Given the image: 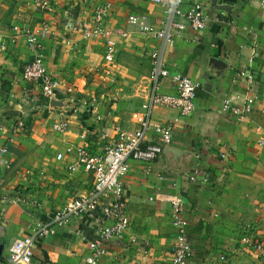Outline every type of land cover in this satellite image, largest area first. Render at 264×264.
Masks as SVG:
<instances>
[{"label":"crops","instance_id":"1","mask_svg":"<svg viewBox=\"0 0 264 264\" xmlns=\"http://www.w3.org/2000/svg\"><path fill=\"white\" fill-rule=\"evenodd\" d=\"M98 1L110 3L107 27L116 52L108 61L102 39L84 38L79 30L91 16L88 2L50 0L51 10L40 12L31 0H0V264H7L14 238L33 234L67 201L89 191L90 174L68 169L73 157L64 148H98L105 140L101 124L109 132L114 123L137 126L153 52L170 74L199 83L195 107L186 116L152 108L151 123L175 119L167 146L173 151L165 147L150 162L128 161L122 182L129 224L121 237L103 241L101 264H167L176 240L170 218L175 197L188 221L193 262L264 264V6L259 0H185L184 6L202 4L206 26L198 32L186 28L169 44L126 26L127 15L138 13L160 27L165 14L158 0ZM43 22L50 31L41 41L43 62L61 84L51 99L21 75L33 56L25 36L9 39L14 26L36 29ZM172 88L163 78L160 90ZM249 97L252 107L241 117L223 109L225 99L243 106ZM146 139H156L151 129ZM57 152H63L61 160ZM193 170L198 173L191 180ZM108 223L96 209L54 225L53 232L36 236L30 264H84L87 242Z\"/></svg>","mask_w":264,"mask_h":264},{"label":"built area","instance_id":"2","mask_svg":"<svg viewBox=\"0 0 264 264\" xmlns=\"http://www.w3.org/2000/svg\"><path fill=\"white\" fill-rule=\"evenodd\" d=\"M79 1L88 2L91 6L90 18L80 21L81 35L88 39L101 38L104 45L103 59L110 60L116 52L115 34L107 27L110 3L98 0ZM184 3L185 0H158L165 14L160 27L156 26L147 15L138 13L127 15L126 26L130 30L146 33L152 38L163 39L166 43L172 44L186 28L198 32L206 26L207 19L202 4L191 2L184 6ZM259 3L264 6V0H259ZM31 6L34 10L46 12L51 10L52 5L50 0H31ZM13 29L17 31L10 36V41L14 42L17 34H23L28 48L33 52L32 58L21 66L23 79L36 86L44 98L56 97L61 84L58 78L46 70L41 52V41L50 34L47 23H41L36 29L22 30L16 26ZM152 56L154 62L148 74L150 83L148 95L146 100L140 104V109L134 117L137 126L130 130L123 128L119 123H114L110 134L101 124L98 126L102 129L99 137L105 140L98 148H89L87 145L76 147L69 145L64 148L63 152L73 157L68 164V169L80 168L90 174V189L86 194L78 195L67 201L52 214L48 223L38 224L33 234L14 238L8 247L7 264H30L36 236L53 232L54 225H63L82 211L89 212L98 209L100 215L109 220L107 225L98 227L94 232V237L87 242L84 264H101L103 241L121 237L129 224L122 182V176L129 169L128 161L130 159L153 161L172 141L171 129H173L175 119L167 123H151L152 108L155 106L170 107L176 109L180 116L189 115L195 107L196 89L199 84L187 74H170L157 52H153ZM240 74L244 75L246 71L242 70ZM247 77L250 80V76ZM163 78L169 79L173 90L168 92L160 90ZM115 96L116 93H113L111 98L114 100ZM80 102L84 104L85 100L81 99ZM252 103L253 97H249L243 106H237L229 99H225L222 105L229 114L241 117L251 109ZM74 108L78 111L77 107ZM95 119L97 122L100 121L98 117ZM97 125L94 124L91 129L95 131ZM149 129L156 135V139H146ZM257 144L261 146L263 140L257 141ZM63 152H57L56 159L61 160ZM197 173V170H193L189 178L194 180ZM8 199L12 202L18 201V197ZM260 205L264 210V193ZM181 211L180 198H173L170 218L175 227L176 240L167 264H197L190 259L192 248L187 239L188 221L181 215ZM241 241L248 244L250 238L248 235H243Z\"/></svg>","mask_w":264,"mask_h":264},{"label":"water","instance_id":"3","mask_svg":"<svg viewBox=\"0 0 264 264\" xmlns=\"http://www.w3.org/2000/svg\"><path fill=\"white\" fill-rule=\"evenodd\" d=\"M51 104H53V100L51 101ZM170 147H167L166 149H168V150H172L171 148L169 149ZM173 151V150H172ZM174 151H175V149H174Z\"/></svg>","mask_w":264,"mask_h":264},{"label":"trees","instance_id":"4","mask_svg":"<svg viewBox=\"0 0 264 264\" xmlns=\"http://www.w3.org/2000/svg\"><path fill=\"white\" fill-rule=\"evenodd\" d=\"M81 113H85V112H81ZM85 117V116H84Z\"/></svg>","mask_w":264,"mask_h":264}]
</instances>
